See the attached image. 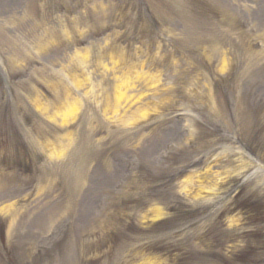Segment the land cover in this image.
Masks as SVG:
<instances>
[{"label": "rangeland", "instance_id": "374dc122", "mask_svg": "<svg viewBox=\"0 0 264 264\" xmlns=\"http://www.w3.org/2000/svg\"><path fill=\"white\" fill-rule=\"evenodd\" d=\"M0 264H264V0H0Z\"/></svg>", "mask_w": 264, "mask_h": 264}, {"label": "trees", "instance_id": "16d2710c", "mask_svg": "<svg viewBox=\"0 0 264 264\" xmlns=\"http://www.w3.org/2000/svg\"><path fill=\"white\" fill-rule=\"evenodd\" d=\"M170 197H171V195H170V194H166V196H165L164 200H165V201H168V200L170 199Z\"/></svg>", "mask_w": 264, "mask_h": 264}]
</instances>
